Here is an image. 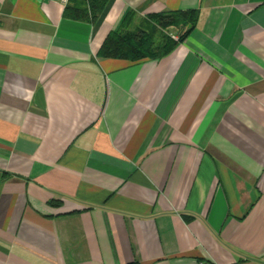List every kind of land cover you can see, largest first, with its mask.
<instances>
[{
  "label": "crops",
  "instance_id": "1",
  "mask_svg": "<svg viewBox=\"0 0 264 264\" xmlns=\"http://www.w3.org/2000/svg\"><path fill=\"white\" fill-rule=\"evenodd\" d=\"M68 4L0 0V264H264V0ZM130 10L197 20L97 56Z\"/></svg>",
  "mask_w": 264,
  "mask_h": 264
},
{
  "label": "trees",
  "instance_id": "2",
  "mask_svg": "<svg viewBox=\"0 0 264 264\" xmlns=\"http://www.w3.org/2000/svg\"><path fill=\"white\" fill-rule=\"evenodd\" d=\"M109 0H69L64 10L67 17L96 22ZM196 10H166L139 17L126 11L114 30L101 44L97 56L137 61L145 57L158 58L182 41L196 25ZM168 28L179 29L177 40L167 33Z\"/></svg>",
  "mask_w": 264,
  "mask_h": 264
},
{
  "label": "rangeland",
  "instance_id": "3",
  "mask_svg": "<svg viewBox=\"0 0 264 264\" xmlns=\"http://www.w3.org/2000/svg\"><path fill=\"white\" fill-rule=\"evenodd\" d=\"M179 29H176V28H168L167 29V33H170V37L173 39V40H177L178 38V35H179Z\"/></svg>",
  "mask_w": 264,
  "mask_h": 264
},
{
  "label": "built area",
  "instance_id": "4",
  "mask_svg": "<svg viewBox=\"0 0 264 264\" xmlns=\"http://www.w3.org/2000/svg\"><path fill=\"white\" fill-rule=\"evenodd\" d=\"M59 3L63 6H66V4L68 3V0H58ZM199 264H215L212 261H201L199 262Z\"/></svg>",
  "mask_w": 264,
  "mask_h": 264
}]
</instances>
